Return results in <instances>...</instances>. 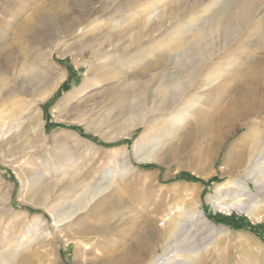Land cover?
Segmentation results:
<instances>
[{"label":"bare ground","instance_id":"bare-ground-1","mask_svg":"<svg viewBox=\"0 0 264 264\" xmlns=\"http://www.w3.org/2000/svg\"><path fill=\"white\" fill-rule=\"evenodd\" d=\"M128 2L0 0V164L11 166L20 182L18 200L42 209L56 232H66L64 243L76 247V255L83 264H209L205 251L176 249L177 240L182 235L187 238L189 233L184 228L189 222L182 223L179 218L199 221L203 217L198 201L190 203L177 196L169 204L174 210L157 222L145 212L148 203L139 210L122 202L119 188H125L126 176L130 173L125 162L122 174L115 175L116 171L106 180L110 170L100 178L104 182L98 184L93 182L95 177L83 172L73 175L62 164L67 160L66 154L73 157L72 149L83 143L77 134L65 138L57 161L45 157L50 151L44 137L41 104L65 79L64 73L54 71L53 53L67 47L68 40L95 24L90 40L102 42L91 54L97 57L96 66L101 70L91 77L92 82L89 81L92 73H86L83 84L63 97L55 108L59 119L68 117L67 105L88 89L121 79L122 88L130 91L109 102H101L98 109L93 105L87 115H80L79 122L86 124L87 132L95 123L104 128L120 122L116 134L132 138L142 128L138 140L133 141L135 156L142 157L139 161L164 164L195 139L206 141L209 157L237 130L244 129L241 141L252 144L247 147L246 159L238 158L232 166L245 170L242 177L253 182L256 194L264 189V171L254 170L260 162L258 158L264 160V140L253 142L256 127L247 121L252 109H264V99L254 100L257 84L264 90V59L254 72L260 71L262 79L249 80L238 87L229 86L239 76L238 58L248 43L239 41L241 46L233 52L229 50L230 44L235 43L236 36L256 16L252 17L251 0H242L232 8L221 0ZM186 13L188 16L181 19ZM119 51L126 54L121 56ZM236 55L237 58L229 59ZM229 87L231 97L222 108V95ZM220 108L221 113L210 114L212 109ZM199 114L203 120L200 126L186 130ZM221 121L230 129L219 124L216 127ZM214 124L215 130L211 128ZM198 173L207 177L203 171ZM238 186L236 180L217 185L214 198L208 202L226 213L237 209L251 219L262 220L264 200L251 199L241 204V198L251 197L253 193L248 185L244 189L240 185L239 192L228 191ZM178 188L174 186V192ZM11 194L12 190L0 182V264H43L55 235L44 230L38 232L39 228L31 235L25 229L26 218L20 222L16 219ZM64 198L70 199V205L65 213L57 216L58 204ZM226 198L236 202L225 206ZM113 212L118 216L113 224H89ZM124 224L129 226L125 235L130 245L121 236L109 239L112 230L122 233L120 228ZM117 243L120 248L116 252L113 248ZM157 249L162 250V256L156 255Z\"/></svg>","mask_w":264,"mask_h":264},{"label":"rangeland","instance_id":"rangeland-1","mask_svg":"<svg viewBox=\"0 0 264 264\" xmlns=\"http://www.w3.org/2000/svg\"><path fill=\"white\" fill-rule=\"evenodd\" d=\"M3 1L7 0H2V2ZM118 1L119 4L129 3V0ZM241 1L242 0H221L228 8L239 4ZM251 2V9H253L251 10L252 17L256 15L251 20H256L254 22L250 20L246 27L243 28L242 31L244 32H241V35L238 34L240 36H236L237 39H235L237 42L235 40V43L230 44L231 48L229 50L233 52L236 47L241 46V44L238 43L239 41H246L248 43L247 46L245 45L244 47L242 56L238 58L239 62L236 67V72L238 73L237 76H239L231 82L232 84L229 85L231 88L238 87L249 80H260L263 78L260 71L256 74H254V72L255 69L258 70L257 65L264 59V48H262L264 47V45H262V42H264V0H251ZM0 6L2 7V5ZM187 16V13L183 14L181 19H185ZM95 28V24H91L77 37L68 40L66 42L67 47H63L53 53L52 61L55 63L54 71L57 73H64L65 79L60 83L55 93L41 104L44 120V137H46V144L50 151L45 157L57 161L61 157L60 152L65 146V138L70 137L69 135L71 134H77L83 140V143L72 149L73 157L67 153V156H65L67 160L62 162V164L67 166V169L72 171L73 175L83 172L89 175V177L91 175V178L95 177L93 182L98 184V182H104L100 178L105 176L110 170L106 180H110L111 175H114L116 171L117 174L115 175H119V173L122 174L123 169L121 168L124 166L125 162V168L129 170L130 173L126 176L127 181L125 188L120 187L119 190H121L119 193L121 199L124 198L122 202L126 203V206H136L139 210H143V205L148 203L149 207L145 212L149 213V216L154 218L157 222H161V220L167 218L170 212L174 210L173 206L169 204L173 200H176L177 196L187 199L190 203L198 201L199 209L203 216L201 219H198L199 221L193 218H179L182 223L185 222L184 220L189 222L188 225H184V228L187 229L189 233L187 238L182 235L177 240L178 247L176 246V249L178 251L182 249H199L203 252L205 251L209 264H264V218H262V220L251 219L247 217L243 211L237 209H232L229 213H226L220 209H215L208 202L210 199L214 198L215 187L217 185L232 180H236L239 186L230 188L228 191L233 192L234 190L235 192H239L242 189H240V185L241 187L248 185L253 193L251 197L245 196L241 198V204L249 203L256 199V201L264 200V189L256 194L257 190L253 182L247 181L242 177L245 170L232 166L236 159H243V161L246 159L247 147L252 144L248 141H241L242 136L245 134L244 129L237 130L218 150L209 154V157L207 155L208 144L206 141L195 139L180 150L177 155L173 157L174 159L170 158L165 161L164 164L156 161H139L142 157H140L139 154L135 156L134 142L138 140L142 134V128H138L134 132L132 138H122L116 134V127L121 124L120 122L105 126L104 128H99L97 123H95L92 124L88 132L86 131V124L79 122L80 115H87L93 105H96V109H98L102 106L101 102H109L119 94L128 92V90L130 91L128 88H122L121 79L117 81L109 80L96 89H88L85 94L67 105V110L65 112L68 117L66 119L58 118L59 113L55 108L63 97L75 88H79L84 82L85 75L92 73L89 78V81H91V77L101 70L96 66V64L99 63L97 57L91 54L94 49H98L102 42V40L91 42V33ZM83 46L85 48L79 50ZM257 47H260V49ZM232 48L233 50H231ZM119 53L121 56L126 54L124 51H119ZM224 54L227 56V53L224 52ZM231 58H237V55L229 56V59ZM90 64H92L93 67H90ZM251 70L252 72L250 73ZM249 73H253V75L251 76ZM230 87L222 95L225 101H222L221 107L223 105V107H225L231 97L228 95L231 89ZM256 87L257 90L254 94V100L264 99L262 85L257 84ZM222 108L219 110L212 109L210 114L212 111L221 113ZM202 109L205 111L206 107L203 106ZM252 110L247 121L252 127H256L255 135L252 138L253 142H258V139L260 142V139L264 140V109L261 111ZM97 116V114L93 115L94 118ZM201 118L202 116L200 114L197 115L191 124L186 127V130L198 128L200 126L199 124L203 121ZM249 118L251 120H249ZM218 124L224 126L225 129L227 128L226 130L230 129L228 124L224 121L217 123V125L214 124L211 128L215 130ZM72 128H79V131ZM258 159L260 162L256 165L254 170L264 171V160H261V157ZM231 169L232 173H230ZM202 171L207 174L206 178L199 175L198 172ZM227 171L230 172L228 173ZM194 180H198V182ZM210 181L211 183L209 184L208 182ZM0 182L6 189L9 188L12 190L11 205L15 209L14 213L17 215L16 219L20 222L26 218L27 224L25 229H27L31 235L36 234L35 229L38 228V232L44 230L46 232L49 231L51 235H55L53 238L54 243L52 242L53 245L51 244L50 248H48L50 252L43 264H83L82 261H80V257L76 255V247H74L73 244L64 243L63 240L68 236L66 232H56L52 220L42 209L34 207L33 204H22L18 200L20 182L16 178L11 166L0 164ZM176 185H178L179 190L174 192V186ZM251 192L248 194H251ZM62 200V203L60 201L58 209L55 212V214L58 212L57 216L65 213L70 205L69 198H64ZM235 202V200L226 198L223 204L229 206ZM117 219L118 216L116 212H113L102 219H94L92 221L93 223L89 222V224L111 225ZM203 220H206V222H203ZM41 221H43V223ZM128 227L127 224H124L123 228H120L123 229L122 233L112 230L113 233L111 232V234H109V239L121 236L122 239L130 245L131 241L128 240L125 235V232L129 229ZM117 244H119V246ZM117 244L113 248V251L120 248V243ZM160 250L161 249H157V256L163 255L162 250Z\"/></svg>","mask_w":264,"mask_h":264},{"label":"trees","instance_id":"trees-1","mask_svg":"<svg viewBox=\"0 0 264 264\" xmlns=\"http://www.w3.org/2000/svg\"><path fill=\"white\" fill-rule=\"evenodd\" d=\"M72 129L79 131V128H72ZM194 181H197V182H198V180H194ZM208 183L210 184V183H211V181H210V182H208Z\"/></svg>","mask_w":264,"mask_h":264}]
</instances>
